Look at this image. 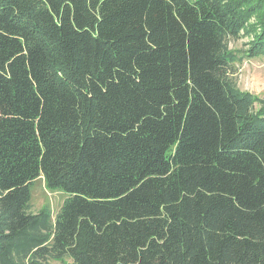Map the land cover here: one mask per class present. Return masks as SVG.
<instances>
[{"label": "trees", "instance_id": "1", "mask_svg": "<svg viewBox=\"0 0 264 264\" xmlns=\"http://www.w3.org/2000/svg\"><path fill=\"white\" fill-rule=\"evenodd\" d=\"M243 35L264 55V0H0V264H264Z\"/></svg>", "mask_w": 264, "mask_h": 264}, {"label": "rangeland", "instance_id": "2", "mask_svg": "<svg viewBox=\"0 0 264 264\" xmlns=\"http://www.w3.org/2000/svg\"><path fill=\"white\" fill-rule=\"evenodd\" d=\"M249 38L246 35L232 39L229 43L238 57L234 63L236 72L234 79L238 87L247 90L255 95L264 98V55L249 56ZM33 212H39L47 207L51 210L52 220L60 211L68 193L59 189H52L47 186L43 176L38 177L31 185ZM72 261L70 256L59 259H50V264H69Z\"/></svg>", "mask_w": 264, "mask_h": 264}]
</instances>
